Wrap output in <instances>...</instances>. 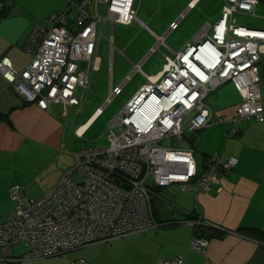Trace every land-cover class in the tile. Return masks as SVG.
<instances>
[{
    "label": "built area",
    "instance_id": "1",
    "mask_svg": "<svg viewBox=\"0 0 264 264\" xmlns=\"http://www.w3.org/2000/svg\"><path fill=\"white\" fill-rule=\"evenodd\" d=\"M134 1L70 0L64 9L50 13L45 24L32 27L23 45L29 57L26 65L17 69L3 55L0 74L42 109L62 103L78 110L98 67L97 46L104 21L110 19L107 39L113 45L114 22L129 23L137 18ZM98 2L106 3L107 17L99 14ZM256 2L224 0L219 18L210 26L211 33L209 26H202L183 47L171 55L164 54L157 72L145 74L140 62L133 63L132 71L120 84H109L96 115L121 91L132 73L138 71L145 76L110 120L111 135L106 146L76 151L74 165L40 197L25 196L18 185H10L9 197L15 207L0 219V259L17 262L48 257L171 224L174 221L156 222L151 198L160 188L172 184L195 192L220 189L218 177L231 171L236 156L222 159L214 152L200 165L192 148L160 142L171 137L182 140L207 124L223 122L206 98L228 80L241 94V100L228 119L231 125L224 135L238 133L242 119L264 120L259 75L264 28L248 27L236 18L240 11L252 13ZM160 43L165 44L163 36H157L152 50ZM74 172L81 173L79 180L73 177ZM192 223L209 225L197 216ZM207 242L206 236L195 233L190 248L203 251ZM18 243L25 250L15 256L12 245ZM160 263L182 264V258H161ZM75 264H84V260L78 259Z\"/></svg>",
    "mask_w": 264,
    "mask_h": 264
},
{
    "label": "crops",
    "instance_id": "2",
    "mask_svg": "<svg viewBox=\"0 0 264 264\" xmlns=\"http://www.w3.org/2000/svg\"><path fill=\"white\" fill-rule=\"evenodd\" d=\"M69 1L0 0V57L8 56L15 68L22 69L29 60L23 45L32 27L45 24L50 13L64 9ZM223 5L224 0H141L142 19L136 20L143 34L132 65L140 62L142 69L153 50L161 47V66L164 54L171 55L183 47L202 26H209L211 33L210 26L219 18ZM237 14L256 17L259 27L264 28V0H257L252 13ZM237 14V21L244 24ZM173 22L176 24L171 27ZM111 36L113 43V30ZM157 36H163L165 44L152 50ZM111 68L110 63L109 84L114 86ZM259 75L264 103V55L259 61ZM206 99L214 114L224 121L197 130L200 154L196 156L193 151L196 161L204 165L214 152L222 159L237 157L231 171L218 177V191L195 192L179 184L160 188L151 198L152 214L157 223L174 221L170 225H155L48 257L17 262L0 259V264H75L78 259L84 264H161V258L175 256L182 258V264H264V238L259 235L264 233V120L242 119L239 132L226 137L224 132L231 125L228 119L235 114L241 94L228 80L209 92ZM98 107L81 113L74 127L80 108L51 103L49 109H42L0 74V112L7 116L0 120V219L15 207L9 197L10 185L16 184L25 196L37 198L74 165L79 146L73 140L84 135ZM194 214L209 223L202 225L208 239L203 251L190 248L191 237L198 231L192 223ZM15 245L13 255H21L24 251L16 254Z\"/></svg>",
    "mask_w": 264,
    "mask_h": 264
},
{
    "label": "rangeland",
    "instance_id": "3",
    "mask_svg": "<svg viewBox=\"0 0 264 264\" xmlns=\"http://www.w3.org/2000/svg\"><path fill=\"white\" fill-rule=\"evenodd\" d=\"M134 6L136 8V14L139 19H142V6L141 0H135ZM98 12L101 16L107 17V5L104 2H98ZM246 26L260 28L256 17L237 14ZM110 33V19L107 18L102 27V34L99 37L97 54L99 56V64L94 69L89 92L86 100L80 107V111L75 113L74 127L79 122V115L81 113L87 114L94 110L97 106H101L106 99L109 88V66H112V84H120L126 76L132 71V61H136L138 55L137 44L140 43V38L143 34L140 23L133 19L129 23H122L119 21L114 22L113 26V45L110 44L107 37ZM100 30L98 27V36ZM139 42V43H138ZM161 47L155 49L147 57L146 61L142 64V69L147 73H155L161 62ZM169 52V50H167ZM145 80V77L140 72H134L124 82L121 87V91L114 95L110 102L106 104L100 114L96 116L93 122L90 124L87 131L82 137H75L73 142L80 148L89 146H106L109 143V137L111 135V129L108 126L110 120L115 116L119 109L123 106L125 101L134 92L137 86ZM80 92V90H79ZM74 114V113H73ZM187 119V118H186ZM199 131H192L187 133L182 140H176L174 137L161 140V144L173 147H190L193 149L196 156H199L198 144H199ZM192 137L194 140L192 141ZM74 178L79 180L81 178L80 172H75ZM177 190V188H175ZM158 199V196L155 198ZM157 201V200H155ZM25 246L22 243L14 246V252L21 253L24 251Z\"/></svg>",
    "mask_w": 264,
    "mask_h": 264
},
{
    "label": "trees",
    "instance_id": "4",
    "mask_svg": "<svg viewBox=\"0 0 264 264\" xmlns=\"http://www.w3.org/2000/svg\"><path fill=\"white\" fill-rule=\"evenodd\" d=\"M134 2H135V1H134ZM6 118H7V116H6L5 114H3V113L0 112V120H2V119H6ZM213 123H219V122H213ZM238 132H239V131H238ZM236 134H237V133H236ZM236 134H235V135H236ZM233 136H234V135H233ZM231 137H232V136H231ZM192 139H193V137H192ZM208 156H209V155H208ZM191 215H193V213H191ZM188 216H189V215H188ZM196 216H197V215L194 214V217H196ZM165 221L167 222V221H171V220H165ZM171 224H172V222H171ZM167 225H170V224H167ZM195 225H196V229L198 230L197 233H199V234H203V233H202V232H203V229H202L203 227H202V225H200V224H195ZM248 229H251V228H248ZM253 230H255L254 232L257 233V230H258V229H255V228H254ZM218 233H220V232H218ZM259 235H260L262 238H264V233H261V232H260Z\"/></svg>",
    "mask_w": 264,
    "mask_h": 264
}]
</instances>
